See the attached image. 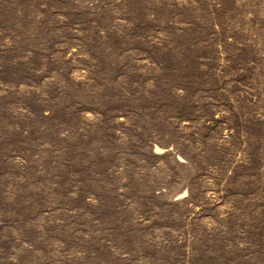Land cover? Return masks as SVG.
Instances as JSON below:
<instances>
[{"label": "rangeland", "instance_id": "rangeland-1", "mask_svg": "<svg viewBox=\"0 0 264 264\" xmlns=\"http://www.w3.org/2000/svg\"><path fill=\"white\" fill-rule=\"evenodd\" d=\"M0 264H264V0H0Z\"/></svg>", "mask_w": 264, "mask_h": 264}]
</instances>
